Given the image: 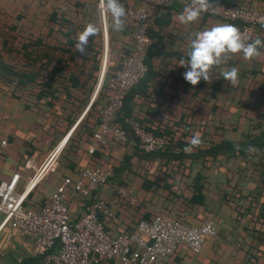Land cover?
I'll use <instances>...</instances> for the list:
<instances>
[{"label":"crops","instance_id":"crops-1","mask_svg":"<svg viewBox=\"0 0 264 264\" xmlns=\"http://www.w3.org/2000/svg\"><path fill=\"white\" fill-rule=\"evenodd\" d=\"M21 1L24 0H0V14L12 12L21 6ZM187 1L173 0L168 8L160 9L153 8L141 0H121L125 8L140 7L151 13L147 51L151 55L152 78L139 89L150 98L146 104L153 106L151 109L159 107L157 112L162 115L156 117L158 124L161 122L164 127L175 126L179 134L190 125H203L206 139L211 136L215 142H238L248 132H252L239 116H264V48L260 49V56L250 60L243 59L241 54H233L229 61L210 70L209 81L202 79L195 86L186 82V69L179 66V62L186 60L190 38L200 30L224 23L220 19L201 14L198 21L182 24L179 14ZM25 2V10H28L30 15L40 16L43 43L47 46L63 48L66 44V39L62 36L66 32L65 28L58 32L52 31L54 24L48 21L52 15L71 23L62 22L64 27L67 25L73 30L74 33L70 35L73 42L89 23H94L98 31L102 32L101 36L96 35L91 42L88 41L85 54H81L76 48L71 50L76 54L55 53L56 61L60 63H52L56 69H62L61 74L65 75V78L68 79L69 75L74 73L72 68L75 64L86 68L85 71L88 72L87 67L95 58L92 49L103 54L99 71L92 73L90 79L86 78L84 84L75 80L73 83L70 79V84H65L66 93L58 90L60 81L51 84L57 96L54 106H26L30 100L25 95L12 96L10 89L0 86V142L5 140L7 143L5 147L0 146V181H8L13 175L19 174L17 190L21 192L63 137L69 132L73 138L68 144L70 148L58 158L57 170L40 180L30 194L27 205L32 208L48 203L51 195L65 179L78 181L79 172L83 168L100 167L111 172L112 176L111 167L118 168L122 165L123 153L106 147L97 149L96 156L89 155L86 151L92 145V137H86L85 126L78 127L88 112L91 113L88 121L94 124L99 109L104 107L107 101L105 89L96 92L104 58L103 27L98 10L92 9L97 6L98 0H78L77 4L75 0ZM237 2L246 8H256L264 12V1ZM110 22L106 15V81L111 79L110 74L115 70L118 60L127 55L132 46L130 26L127 24L123 33H115L109 27ZM54 29L57 30L58 26ZM262 38L264 41V30ZM2 42L1 39L0 48ZM71 60H74L75 64L70 63ZM232 66L238 69L235 83L221 76L222 71L229 70ZM28 86L29 90L37 93V88ZM133 117L136 120L141 116L135 112ZM119 125L128 132L126 125ZM257 125L264 130V119ZM133 151L134 146H131L128 154H133ZM132 162L131 168L123 169L121 176H110L105 186L91 189V194L106 202L115 215L112 220L105 221L107 231L117 235L140 220L147 221L158 215L176 219L186 227H200L205 220L210 219L214 222L217 236L207 240L198 255L180 246L172 260L173 264H264L262 169L260 172L263 174L257 176L253 174V166L249 161L243 166L244 161L237 162L228 156H217L208 168L199 164L191 165L184 172V183L180 188L183 190L186 184H193L194 178L202 177L203 191L199 195L202 204L190 206L181 200L182 197L179 201L166 200L167 193L157 186L152 175L146 176L152 183L145 187L139 161L132 159ZM259 164L262 165L260 162ZM159 178L167 180L161 173ZM174 184L177 183L174 181ZM121 187L126 189L128 198L135 199L136 205L129 204L127 199L126 202L120 200L117 190ZM256 190L259 191L258 195L254 193ZM192 195L191 191H185L184 200L191 199ZM82 201L79 195L67 197L66 205L71 223L83 216ZM2 220L3 216L0 215V264H46L44 254L36 247L35 236L13 229L9 225L2 227Z\"/></svg>","mask_w":264,"mask_h":264},{"label":"built area","instance_id":"built-area-1","mask_svg":"<svg viewBox=\"0 0 264 264\" xmlns=\"http://www.w3.org/2000/svg\"><path fill=\"white\" fill-rule=\"evenodd\" d=\"M141 1L153 8H165L173 0ZM101 3L102 0H99L104 58L96 92L100 89L107 61L106 14L101 10ZM207 3V11L202 15H210L225 24L234 25L245 42L260 39L264 30L263 11L250 7ZM193 4H198V0H188L186 6ZM126 9L127 24L132 30V48L122 58L120 67L110 80L111 95L97 113L98 124L92 132L93 142L87 151L89 155L104 148L109 140L126 143L127 133L115 124V118L122 109L129 91L147 73L144 58L149 43L147 30L151 24V13L140 7ZM132 131L138 139L139 148L145 153L163 150L168 144L165 138L153 135L138 123L133 124ZM68 136L69 134L49 153L21 192L17 190L19 174L13 175L8 181H0V215L3 216L1 226L9 225L13 229L33 234L36 247L44 254L46 264H173L172 260L180 246L198 255L206 241L217 236L214 222L210 219L205 220L200 227H186L178 220L165 215L155 216L150 221L140 220L134 230H124L113 235L105 228V221L113 219L109 207L100 198L91 197V189L105 186L111 176V172L100 167L84 168L76 182L65 179L40 210L24 208L27 194L39 179L44 174L57 170L58 154ZM6 145L5 140L0 142L1 147ZM117 194L121 199H127L129 204L136 205L135 199L128 198L124 187L119 188ZM69 195H79L83 199L81 206L84 214L72 224L66 205Z\"/></svg>","mask_w":264,"mask_h":264},{"label":"trees","instance_id":"trees-1","mask_svg":"<svg viewBox=\"0 0 264 264\" xmlns=\"http://www.w3.org/2000/svg\"><path fill=\"white\" fill-rule=\"evenodd\" d=\"M25 1L26 0L21 1V6L15 8L12 12H3L0 14V40L2 39L3 41L2 47L0 48V86L2 85L10 89L12 92V96L18 97L19 95H25V97L30 100H28L29 104H27L26 106H54V102L57 101V96L55 95L56 91L55 89H53V85L51 84L60 81V84L58 85V90H63L64 93H66L65 84H70V79L71 82L73 80V83L75 80L80 84H84L86 78L90 79L92 77V73L99 71L103 54H101L100 52H95L92 49V54L95 55V58L92 61V64L87 67V71L91 73L90 75L87 74L88 72L85 71L86 68L77 66L75 64V61L71 60L70 63L75 64L72 68L74 73L70 74L68 79L65 78L66 76L61 74L62 69H56L52 62L60 63V61H56V52H62L63 55H71L74 53L76 54L75 51H71L72 49H75V42H73L70 38V35L74 32L73 30H71L70 27H68L67 25L66 27H64V25L62 24V22H65L66 24L71 23L67 20L57 19L55 15L50 16L48 21L54 24L52 28L53 32H58L60 29L65 28L66 32L63 33L62 36L66 39V44L65 46H63V48L47 46L45 45V43H43V27H40L39 25L40 16L36 14L30 15L28 13L29 11L25 10ZM207 2L219 3L225 6H238L246 8L245 6L239 5L237 0H207ZM77 3L78 0H75V4ZM98 4L99 0L97 2V6H94V8L92 9L98 10ZM166 8L168 7L160 9ZM205 16L215 18L210 15ZM55 26H58L57 30L54 29ZM149 29L150 27L147 30V37H149ZM96 35L101 36L102 32L97 31L94 36ZM94 36L89 37V42L93 40ZM260 40L263 41L262 35L260 37ZM144 60L147 66V73L145 77L134 88L129 91L125 98L122 109L119 111L115 118V124H117L120 129L121 126L119 124L126 125L128 127L129 134L127 131L122 129L127 133V141L126 143L121 144L117 141L109 140L107 142V145L104 148H101L105 149L106 147H112L114 151H122L123 153L122 165L118 168L111 167V178L113 177V175L121 176V172L125 168L129 170L131 168V165L133 164L132 159H135L136 161H139L140 170L143 172L142 180L144 182L145 187L152 183L147 178L148 175H152L155 179L153 181L157 183V186L162 191H164V193H167L166 200L179 201L178 199L182 197L181 200L184 201L185 204L193 206L202 204V201H200L201 199H199V195L203 191L202 177L194 178L192 180L193 184H186L183 190L182 188H180V186L184 183L182 181L185 176L184 172L189 169L193 164H199L204 168H208L209 166H211L212 163L215 162L217 156H228L229 158H232L234 160L236 159L237 162H245V165L243 166H246L249 161L253 166V174L257 176L263 174L262 171L264 172V130H261L257 125L259 121L264 119L263 115L258 114L255 115L253 118H248L243 115L239 116V119H244L245 126L251 129L252 132H248L238 142L226 140L215 142L211 136L208 137L209 139H206L205 127L203 125H190L187 127V129H185L182 134H179V130H177L175 126L173 127L166 125L164 127L161 122H159L158 124L156 122V117L159 118V116L162 115L161 112H157V109L159 107H154V109H151L153 108V106H148L149 104H146L150 98L147 95L142 94L139 87L145 85L152 78L151 55L148 54L147 50L145 52ZM121 61L122 58L121 60H118L115 70L111 72V79L114 77L115 71L120 67ZM107 73L108 70L105 71V74ZM110 80L106 81L104 77L102 80L103 82L101 84V87L99 89L100 91L102 90V88L105 89L107 99L111 95V90L109 86ZM28 85H30L32 88H37V93H34L33 91L29 90ZM153 110H156V112H154ZM135 112L137 114H140L141 117L139 119L135 120V118L133 117ZM90 115L91 113L88 112L78 126L79 128L81 126H85L87 128L85 130L86 137H92L94 126L95 124H98V119L97 121H95L94 124L89 123L88 119L90 118ZM135 123H138L146 131L151 132L153 135L165 138L168 141L166 147L163 150L151 153H145L143 150H141L139 148L138 139L134 136L132 131V126ZM68 134L69 132L66 135L64 134L65 136L63 135V139ZM70 134L62 145L58 154V158L61 155H64V152L67 151L68 148H70L68 147V144L70 143V141L73 140ZM193 138L199 139L200 143L195 146L191 145L190 142ZM77 146L78 145L76 144V147ZM131 146H134V151L133 154L129 155L128 151ZM187 147H191L192 150L185 151ZM95 153L91 156H94ZM259 162L262 163V165H260ZM87 168L94 167L91 166ZM260 169H262L261 172ZM82 170H80V172ZM160 173L165 178H167V180H162L161 178H159ZM48 174L49 173L44 174L39 179V181L42 180ZM174 181L177 183L176 185L174 184ZM38 182L27 194L23 203L24 208H29V206L27 205V201ZM185 191H191L193 193L191 199L184 200L183 196ZM254 193L255 195H258L259 191L256 190ZM91 197L93 199L99 198L97 196H93L92 194ZM120 200L126 202L124 199L120 198ZM45 204L29 209L38 211ZM110 211L114 217L115 215L113 211L111 209ZM100 219L102 220L103 217H100ZM137 223L133 226H130L126 230H134Z\"/></svg>","mask_w":264,"mask_h":264},{"label":"clouds","instance_id":"clouds-1","mask_svg":"<svg viewBox=\"0 0 264 264\" xmlns=\"http://www.w3.org/2000/svg\"><path fill=\"white\" fill-rule=\"evenodd\" d=\"M101 10L110 18V29L115 33H123L127 29V9L121 0H102ZM207 0H198V4L185 6L179 14L182 24H191L207 11ZM98 31L94 23H89L84 30L75 37V48L81 54L86 53L90 36ZM264 41L255 39L245 42L239 30L231 24H217L196 32L190 38V44L186 53V60L182 59L179 66L185 67L184 80L191 85H197L202 79L209 81V72L213 67L220 66L230 60L233 54H241L245 60L260 56ZM221 76L232 83L236 82L238 69L232 66L229 70L222 71ZM199 139L193 138L190 142L195 146ZM187 147L185 151H191Z\"/></svg>","mask_w":264,"mask_h":264}]
</instances>
